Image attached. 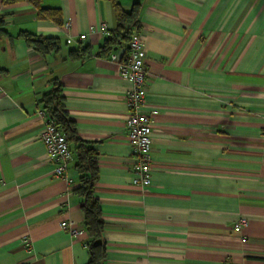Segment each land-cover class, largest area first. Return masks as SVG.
Returning a JSON list of instances; mask_svg holds the SVG:
<instances>
[{"label": "crops", "instance_id": "1", "mask_svg": "<svg viewBox=\"0 0 264 264\" xmlns=\"http://www.w3.org/2000/svg\"><path fill=\"white\" fill-rule=\"evenodd\" d=\"M121 4L139 5L136 30L146 50L144 113L153 122L146 189L134 185L125 127L133 86L121 73L128 48L97 55L116 28L113 5L43 0V9L59 10V27L28 1L0 0V264L91 259L75 194L76 156L67 170L71 189L55 177L40 140L41 101L53 80L62 84L79 137L99 155L103 264H264V0ZM22 33L57 38L60 50L43 56ZM84 49L88 57H70ZM63 221L75 222L79 233L63 230Z\"/></svg>", "mask_w": 264, "mask_h": 264}, {"label": "trees", "instance_id": "2", "mask_svg": "<svg viewBox=\"0 0 264 264\" xmlns=\"http://www.w3.org/2000/svg\"><path fill=\"white\" fill-rule=\"evenodd\" d=\"M8 3L28 1L32 3L39 12V17L52 21L61 27L62 17L59 10H48L42 8L43 0H6ZM113 5L116 28L108 33L104 45L98 52V57L106 58L121 47L128 48L130 40L137 31L139 24L140 9L138 4H134L130 10H126L121 0H104ZM4 34L0 28V35ZM22 38L26 44L35 49L43 56L56 53L60 50V40L57 38H46L29 33H22ZM90 55L88 49L72 51L70 57L81 60ZM127 60V59H126ZM126 61H122L125 64ZM52 90L44 95L41 104L43 109L55 120L58 128L66 136L68 143L74 146L73 154L77 159L78 186L75 190L76 196L82 200V211L86 229L92 239L88 245L91 256L89 264H103L106 258V244L103 240L105 223L99 200L96 197V187L99 178L98 152L92 144L81 139L77 132L75 121L70 117L65 108V98L62 84L58 80L52 81Z\"/></svg>", "mask_w": 264, "mask_h": 264}, {"label": "built area", "instance_id": "3", "mask_svg": "<svg viewBox=\"0 0 264 264\" xmlns=\"http://www.w3.org/2000/svg\"><path fill=\"white\" fill-rule=\"evenodd\" d=\"M67 28L71 23H66ZM104 34L107 29H104ZM80 40L86 38L85 35L79 36ZM73 39L71 38L70 41ZM146 50L140 34L135 31L130 43L129 54L125 64L121 66L122 76L127 78L133 84L132 89L127 94V103L129 107V117L125 122L126 132L133 146V154L136 158L137 176L134 179V185L141 189H146L152 183V135L153 122L148 115L144 113L147 97V71L145 69ZM116 59L115 56L112 57ZM39 115L44 120V129L40 135V140L46 148L48 161L54 165V175L57 178L68 181L71 189H74L75 182L67 176V170L74 159L71 146L66 136L58 128L55 120L42 109ZM246 224L242 221L236 227V232L241 231V227ZM63 230L71 235H77L79 230L76 223L72 221H63L60 224Z\"/></svg>", "mask_w": 264, "mask_h": 264}]
</instances>
